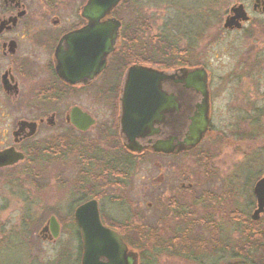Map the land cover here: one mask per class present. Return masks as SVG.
<instances>
[{
  "label": "rangeland",
  "instance_id": "374dc122",
  "mask_svg": "<svg viewBox=\"0 0 264 264\" xmlns=\"http://www.w3.org/2000/svg\"><path fill=\"white\" fill-rule=\"evenodd\" d=\"M215 2L121 0L114 8L113 16L122 21L123 27L129 26L121 35L120 57L127 58L130 63H151L156 69L202 64L214 80L213 131L182 155H143L132 162L131 168L123 164L126 180L118 188L112 187L99 194L89 189L84 178L87 155L79 152L81 147L90 152L97 148L95 142L101 128H104L101 131L105 138L114 137V125L109 122L116 113L117 83L115 89H111V83L106 82L102 95L89 89L61 99L49 96L40 100L34 91L39 82L31 71L22 80L19 95H8L0 89V149L13 144L11 133L16 120H37L43 113L57 112L54 125L40 124L31 137L33 140L20 144L25 155L23 160L0 168V264H79L73 210L79 202L92 196H100L101 220L116 228L127 246L137 252L138 264H193L191 254L184 251L215 248L214 241L194 240L199 234H206L209 239L210 234L217 233L222 247L228 245L230 248L234 264H251L253 258L258 261L259 255L255 252L259 241L251 235L255 226L247 221L254 206L248 205V196L254 181L264 170L258 176L251 175L252 180H246L247 149H256V139L248 141L233 134L234 129L230 127L233 118L227 102L232 82L228 75L237 62V56L232 54L236 50L229 49L227 37L207 24L200 35L195 31L201 24L197 18H204L210 11L207 7ZM230 2L218 0L212 9L220 15ZM31 3L34 9L37 1ZM170 56L176 57L178 63L170 64ZM31 61L36 63L34 59ZM125 69L126 66L120 73ZM238 84L242 97L244 83L239 81ZM73 105L95 119L94 126L85 133H76L64 119ZM65 143L70 147L59 151L60 145ZM31 145L39 149L26 155V148ZM43 147L42 152L40 148ZM104 148L107 155L119 150L114 145ZM122 169L116 167L112 173L121 174ZM161 171L165 181L158 186L151 185V178ZM113 182L107 179L106 185ZM181 182L185 187H181ZM189 183L191 186L187 188ZM80 195L85 196L84 199L74 203ZM177 204L185 209L182 218L172 210ZM50 215L61 225L54 241L43 240L39 233ZM210 220L217 224V232L211 231ZM179 231L185 234L183 244L171 237Z\"/></svg>",
  "mask_w": 264,
  "mask_h": 264
},
{
  "label": "flooded vegetation",
  "instance_id": "af4514ba",
  "mask_svg": "<svg viewBox=\"0 0 264 264\" xmlns=\"http://www.w3.org/2000/svg\"><path fill=\"white\" fill-rule=\"evenodd\" d=\"M36 1L37 6L33 9L34 6H31L32 0H0V89L8 95H19L22 90V80L27 78L31 71L36 74L39 82L34 91L35 96H38L40 100L42 97L49 96L52 98L59 97V99H61L67 97L73 92H88L89 89L97 92L98 95H102L105 90L106 82L109 84L111 83V89H115L117 83L118 102L115 117L113 118L115 121L112 119L109 122V125H114L112 128L114 129V137L108 139L105 138L101 131L104 128H101L98 131L99 137L97 141H94L97 148L93 150L92 154L86 156L84 178L86 179V184L89 189H92V191L95 190L97 194L105 193L107 189L120 187V184H123L126 180V175L122 177L121 174L112 173V169H115L116 166L119 168L121 167L120 162L123 154L118 152L108 153L107 155L105 153L106 149L104 148L106 145L110 147L113 145L118 147L121 146L124 149L126 152V155H124L126 161L130 160V163H124V166L128 168H131L132 162L134 163L143 155L166 157L182 155L187 151L189 152L187 149H175L172 152L152 149L153 145L158 143L177 145L183 141L190 123V117L195 112L197 104L201 102V94L186 86V74L184 70L188 67L180 65L175 68L159 69L165 73V77L159 80L157 84L160 94L156 102L155 110L150 115L149 133L146 135L137 134L129 138L122 130L124 122L122 118L123 112L121 98L126 78L125 73L127 68L131 65L151 66V63L148 64L133 61L126 66L123 74L118 73L119 70L117 68L109 69L110 58L120 48L121 35L123 33L122 21L113 16L114 8L109 15H103L98 19V22L102 23L106 19L113 17L120 22L117 37L113 46L114 49L106 57L104 67L92 78L69 84L64 82L56 72L55 64L57 59L55 58V55L57 51L60 53L66 52L69 49V44L64 40L65 35L80 30L88 25L89 20L83 15L82 10L87 0ZM64 1H66V4L63 3ZM230 1L227 9L223 13H220V15L212 9L218 0H216L213 5L208 6L207 9L210 11H207L208 13L204 15V18L203 16L197 18L202 25L200 24V27L195 31L200 35L201 29L207 24L215 32L227 37L229 49L236 50L233 51L232 54L235 57L237 56V62L234 66L235 68L231 69V74L228 75L231 79L230 81L232 82V85L231 90H229L227 107L234 120L230 123V127L234 129L232 130V133L235 135H241V137H245L248 141L250 139H256V149H252V151L247 149L249 156L245 166L246 180L249 181V179L252 180V177L256 175L258 176L261 171L264 170V0ZM238 5L242 6L243 17L235 19L231 26H224L226 18L234 16L235 13L232 9ZM235 23H238L239 26ZM237 38L240 39V42L235 43L234 41ZM31 59H34L36 63L34 64ZM237 65L239 66L238 68ZM197 66H202L206 69L208 88L209 122L208 129L201 138V142L204 140L208 132L211 130L213 131L211 112L214 107V80H212L213 76L204 65L197 64ZM108 72L109 74L107 75ZM105 75H107V77ZM239 81H243L244 83L242 97L237 89ZM73 106H71L70 109ZM38 107L40 108L41 106ZM70 109L68 110V113L65 114L64 119L74 128L76 133H85L94 126L95 122L86 130L75 128L68 119ZM80 109L87 112L82 108ZM87 113L90 115L89 112ZM235 115L237 118H234ZM56 117L57 112L51 110L49 113H43L42 117H39L37 120L27 121H33L36 123V133L38 126L44 122L49 125H54L56 123ZM20 120L25 119H18L15 121V126L11 133L13 144L6 147L14 146L16 150L24 153L20 144L22 145L33 140L31 137L35 133L31 136H26L28 128H24L14 135L13 132L17 129V122ZM239 129L240 131H238ZM247 146L250 147L249 142L247 143ZM113 150V148H110V151ZM245 155L246 149L244 148V158ZM107 158L110 160L109 162H106ZM251 175L253 176L251 177ZM263 176L264 173L254 181L253 186L250 189V196H248V205H254L251 213L247 217V221L255 226V228L250 227L252 228L251 235L252 237L260 239V241L262 239V242L259 241L256 245L257 248L255 253H258L259 259L258 261H255L253 258L251 264H264V206L262 211L254 217V210L257 207V199L253 191L256 182ZM107 179L114 181L112 185H106ZM165 179L166 177L164 176L163 171H161L159 174L154 175L151 178L150 184L158 186L163 183ZM190 186L191 183L186 187L188 188ZM181 187H185L182 182ZM88 199H94L97 202L99 210L100 196L88 197L85 200ZM181 204H177V206L174 205L172 210L175 212L176 216L182 218L185 214V209L180 206ZM190 214V211H188L187 215L190 216ZM73 221L76 226L75 229L78 230V234H75V236L80 246V252L77 258V261L79 260L80 264L81 237L74 216ZM58 224L60 233L61 225L59 222ZM195 226L197 227L198 224ZM210 226L211 231L217 232L218 226L216 223L210 220ZM107 227L116 230L114 227ZM181 231H179V234L175 233L176 235L173 234L171 236L173 241L177 240L179 244H183L185 235L182 233L183 231ZM205 231L207 230L205 229ZM40 236L43 240H56V238H50V230L40 233ZM204 236H206V234H199L195 237L194 241H214L215 248H211L210 250L196 249L194 251H184L191 254L193 257V264H234L232 254L229 253L230 248L228 245L222 247L220 234H210L209 239L207 236L206 238ZM170 238H168V241H170ZM169 245L170 244H168V246ZM218 245L219 248L217 249ZM165 248L168 249L167 246Z\"/></svg>",
  "mask_w": 264,
  "mask_h": 264
},
{
  "label": "water",
  "instance_id": "95a60500",
  "mask_svg": "<svg viewBox=\"0 0 264 264\" xmlns=\"http://www.w3.org/2000/svg\"><path fill=\"white\" fill-rule=\"evenodd\" d=\"M121 0H87L83 7V15L89 23L80 30L65 35L64 40L69 44L66 52L57 51L55 58L58 76L69 84L85 81L99 72L106 63V57L114 49L119 20L108 18L99 23L103 15H109L111 10ZM234 16H229L224 26H231L235 19L243 17L242 6L232 9ZM239 26L238 23H235ZM186 86L199 92L201 102L190 117V123L183 141L174 145L170 143L155 144L153 150L172 152L175 149H191L196 146L208 129V88L207 71L202 66L185 68ZM126 78L121 98L123 112V131L131 138L137 134L146 135L150 128V115L155 110L159 98L158 81L165 77L162 70L145 65H131L126 70ZM69 122L79 130H86L95 122L94 118L78 106L69 111ZM36 123L20 120L17 122L18 131L28 128L26 136L35 133ZM140 150V149H139ZM24 159V153L14 146L0 149V168L10 166ZM257 207L254 217L263 209L264 176L260 178L253 189ZM74 220L79 227L81 237L80 264H138V254L130 249L121 235L114 229L105 226L100 217L97 202L88 199L79 203L73 212ZM50 230V238H57L59 224L54 215H50L39 233Z\"/></svg>",
  "mask_w": 264,
  "mask_h": 264
},
{
  "label": "trees",
  "instance_id": "16d2710c",
  "mask_svg": "<svg viewBox=\"0 0 264 264\" xmlns=\"http://www.w3.org/2000/svg\"><path fill=\"white\" fill-rule=\"evenodd\" d=\"M125 1V0H124ZM144 25L145 24H143V27H144ZM126 30H129V26L127 27V26H124L123 28H122V31H123V33H124V31H126ZM164 38H162V40H163ZM181 54V53H180ZM129 57L131 58V55L129 54ZM169 60L171 61L170 62V64H176V63H178V60H177V58L176 57H172V56H170V58H169ZM130 63V61H128V59L127 58H125V57H120V55H118V51H116L112 56H111V58H110V65L112 66V69H118L119 70V72L118 73H120V71H121V69H123L125 66H127L128 64ZM60 146H62L61 148H60V150L59 151H61V149H63V151H65L67 148H69L70 147V145L69 144H66L65 143V145H63V144H61ZM47 148L48 149H50L51 148V146H47ZM38 149H39V147L38 146H35V145H31V146H28L27 148H26V155H31V154H33L34 152H37L38 151ZM40 149H42V152H43V149H44V147L43 148H40ZM79 152H80V154L81 155H84V156H86V155H89V154H92L93 153V151L92 152H90V149H88V148H83V147H81V149L79 150ZM116 153H118V151H116ZM119 153L120 154H123V157H122V159H121V169H122V167H124L123 166V164L125 163V162H128V163H130V160H128V161H126V159H125V156L124 155H126V152L124 151V149L121 147V146H119ZM28 158V157H27ZM110 160L107 158L106 159V162H109ZM117 163V162H116ZM117 167V166H116ZM122 173H121V175L122 176H124L123 175V173H124V168L122 169V171H121ZM83 195H80L79 197H78V199H76L75 201H74V203H76V202H79V201H82L83 199H84V197L85 196H83ZM80 203V202H79ZM75 234H78V230L77 229H75V232H74ZM258 241H260V239H258ZM79 252H80V246H79V244H78V252H77V256H79ZM78 258V257H77Z\"/></svg>",
  "mask_w": 264,
  "mask_h": 264
}]
</instances>
